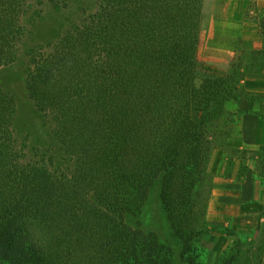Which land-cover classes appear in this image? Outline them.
I'll list each match as a JSON object with an SVG mask.
<instances>
[{"label":"trees","instance_id":"obj_1","mask_svg":"<svg viewBox=\"0 0 264 264\" xmlns=\"http://www.w3.org/2000/svg\"><path fill=\"white\" fill-rule=\"evenodd\" d=\"M204 3L92 0L79 25L30 53L39 146L16 133L15 100L0 91V264H206L220 232L234 240L218 264L250 253L256 231L214 225L208 207L216 152L230 154L227 169L244 154L241 169L255 160L264 177L263 153L230 146L244 101L264 117L242 84L264 49L228 73L202 64ZM30 8L0 0V69L19 55ZM152 199L165 237L142 226Z\"/></svg>","mask_w":264,"mask_h":264},{"label":"crops","instance_id":"obj_2","mask_svg":"<svg viewBox=\"0 0 264 264\" xmlns=\"http://www.w3.org/2000/svg\"><path fill=\"white\" fill-rule=\"evenodd\" d=\"M262 30L264 0H205L198 56L218 71L228 73L235 59L243 58L247 65L249 53L264 49ZM256 69L246 74L242 84L246 91L261 95L258 102L264 113V65ZM243 110L239 141L231 142L230 146L248 155L264 154V117L250 111L248 101H244ZM244 156L235 155L232 171L226 172L230 154L214 155L211 167H215L212 172L218 176L208 219L214 225L250 233L264 226V177L256 172L255 160L246 163V170L241 169Z\"/></svg>","mask_w":264,"mask_h":264},{"label":"rangeland","instance_id":"obj_3","mask_svg":"<svg viewBox=\"0 0 264 264\" xmlns=\"http://www.w3.org/2000/svg\"><path fill=\"white\" fill-rule=\"evenodd\" d=\"M30 5L31 8L24 20L25 38L19 55L13 64L0 69V91L10 94L15 100L14 129L16 133L28 136L31 144H38L41 139L40 116L30 100L25 86L30 53L32 54L38 48H45L56 41V38L63 33L66 27L79 25L86 14L90 12L92 0H30ZM200 61L205 66L214 68L212 64L204 63L201 59ZM242 63L244 65L243 58ZM214 168L211 167V170ZM232 168L227 169L226 172L232 171ZM141 219L142 226L146 230H153L161 237L167 235L168 223L164 219L157 200H150ZM136 222L138 223L140 220L137 218L130 220L132 224ZM251 236L250 244H246L244 248L245 251L249 248L250 253L240 262L241 264H262L264 226ZM233 240L234 238H229L224 232H220L216 242L211 246L212 249L206 264H218L222 252L232 244Z\"/></svg>","mask_w":264,"mask_h":264}]
</instances>
